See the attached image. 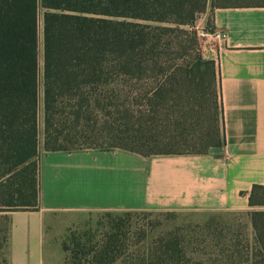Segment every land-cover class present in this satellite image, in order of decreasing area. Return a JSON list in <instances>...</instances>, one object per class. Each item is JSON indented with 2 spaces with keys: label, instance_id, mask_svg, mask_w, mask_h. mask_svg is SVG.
Instances as JSON below:
<instances>
[{
  "label": "trees",
  "instance_id": "trees-1",
  "mask_svg": "<svg viewBox=\"0 0 264 264\" xmlns=\"http://www.w3.org/2000/svg\"><path fill=\"white\" fill-rule=\"evenodd\" d=\"M215 1L0 0V212L39 208L40 100L46 152L96 149L100 141L112 145L108 150L146 157L221 147L216 63L199 53L184 61L197 46L192 24ZM208 76L219 116L207 131L215 135H208L206 147L146 151L188 133L179 132L178 121L195 111L187 106L205 95ZM249 207L253 243L231 246L229 258L219 264H264V210L252 211L264 207V187L253 186ZM2 220L0 258L6 264L9 220ZM116 237L95 264H114L121 249ZM174 240L150 246L160 259L143 264H189Z\"/></svg>",
  "mask_w": 264,
  "mask_h": 264
},
{
  "label": "crops",
  "instance_id": "crops-1",
  "mask_svg": "<svg viewBox=\"0 0 264 264\" xmlns=\"http://www.w3.org/2000/svg\"><path fill=\"white\" fill-rule=\"evenodd\" d=\"M225 34L216 62L223 145L204 154L142 156L125 150L46 152L39 158V208L9 220L6 264H52L54 216L85 212L192 211L246 215L264 187V5L213 9Z\"/></svg>",
  "mask_w": 264,
  "mask_h": 264
},
{
  "label": "rangeland",
  "instance_id": "rangeland-1",
  "mask_svg": "<svg viewBox=\"0 0 264 264\" xmlns=\"http://www.w3.org/2000/svg\"><path fill=\"white\" fill-rule=\"evenodd\" d=\"M264 5V0H217L214 7ZM208 7L192 24L191 30L196 34L197 46L191 48L184 61L200 54L208 61V50L217 43L213 38L210 16L215 9ZM218 44V43H217ZM41 56V53H40ZM213 61V60H210ZM215 62V61H214ZM216 63V62H215ZM217 67V66H216ZM210 81V82H209ZM205 95L196 97L199 101L187 106L195 108L188 116L178 121L179 132L187 134L174 137L171 143H156L146 151L174 150L190 152L201 150L210 141L208 135H215L213 130L219 113L215 111L214 101L209 88L210 77H205ZM197 104V105H196ZM38 143L39 158L43 148L42 105L39 102L38 111ZM174 128L172 127V130ZM164 134V132H160ZM159 133V134H160ZM170 133V132H169ZM207 135V141L205 140ZM175 136V135H174ZM202 139V144L199 140ZM170 142V141H169ZM112 145L100 141L93 148L108 150ZM42 152V151H41ZM254 210H264L255 208ZM50 237L53 248L50 252L52 264H95L98 253L110 243L112 235H117L116 241L121 245L120 254L114 264H143L145 261H159L150 247L161 239L182 244L185 251L184 262L189 264L225 262L230 256L231 246L241 243H253V230L246 215L228 212H192V211H141V212H85L68 213L54 216ZM5 225L0 217V227ZM2 258H0L1 264Z\"/></svg>",
  "mask_w": 264,
  "mask_h": 264
},
{
  "label": "built area",
  "instance_id": "built-area-1",
  "mask_svg": "<svg viewBox=\"0 0 264 264\" xmlns=\"http://www.w3.org/2000/svg\"><path fill=\"white\" fill-rule=\"evenodd\" d=\"M213 38H214L218 43H220L221 46H223L224 43H225L226 36H225V34L222 33V32L214 31V32H213Z\"/></svg>",
  "mask_w": 264,
  "mask_h": 264
}]
</instances>
